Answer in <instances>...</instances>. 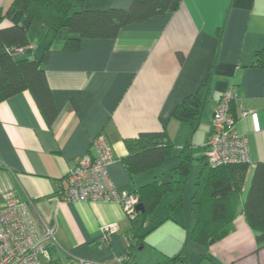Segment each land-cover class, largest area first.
Segmentation results:
<instances>
[{
  "label": "crops",
  "instance_id": "obj_1",
  "mask_svg": "<svg viewBox=\"0 0 264 264\" xmlns=\"http://www.w3.org/2000/svg\"><path fill=\"white\" fill-rule=\"evenodd\" d=\"M10 2L0 0V26L9 23L1 16ZM130 2L75 0L72 9L125 8ZM34 22L27 31L31 50L25 55L40 58L43 27ZM63 38L56 36L42 63L52 119L44 117L29 90L0 101V195L11 191L27 201L52 229L48 249L53 263L264 264V243L256 240L242 208L253 166L264 161V66L256 63L255 55L264 44V0H179L163 12L122 26L114 37H83L76 50L63 49ZM200 86L203 105L192 128L171 112ZM229 88L236 94L235 125L247 138L250 161L231 219L217 238L202 240L192 196L212 113ZM161 129L173 144L171 153L159 165L129 173L123 139ZM98 133L113 148L106 165L110 179L119 190L136 194L147 184L176 178L172 168L188 142L191 171L170 217L167 192L162 195L167 196L164 212L150 221L161 197L137 234L118 202L56 200L57 179L76 156L94 154L91 140ZM166 171L169 178L163 179ZM110 225L113 230L103 238V226Z\"/></svg>",
  "mask_w": 264,
  "mask_h": 264
},
{
  "label": "trees",
  "instance_id": "obj_2",
  "mask_svg": "<svg viewBox=\"0 0 264 264\" xmlns=\"http://www.w3.org/2000/svg\"><path fill=\"white\" fill-rule=\"evenodd\" d=\"M74 1L11 0L1 16L6 17L9 23L0 26V101L18 91L29 90L44 117L50 121L54 108L42 63L58 34L64 35L63 49L76 50L83 37H114L122 26L163 12L179 0H131L125 8L103 9H72ZM33 21L43 27L45 48L40 58L25 55L31 50L27 31ZM255 55L256 63L264 66V44L256 50ZM203 88L200 86L184 97L175 105L171 115L194 128L203 105ZM123 141L127 149L123 161L129 173L161 164L173 149L165 129L140 131L135 136L125 137ZM179 157L178 164L172 168L176 178L172 177L167 182H152L138 192V202L143 203L145 210L136 211L129 217L134 234L144 229L145 217L154 211L165 192L168 193L167 217L181 201L191 171L188 142L181 147ZM201 161L192 196L199 208L195 228H199L198 234L202 240L215 239L231 219L248 163L209 165L205 155ZM242 208L248 224L255 230L256 240L264 243V161H257L253 166ZM157 223L159 220L154 221V225ZM48 264H53L52 258Z\"/></svg>",
  "mask_w": 264,
  "mask_h": 264
},
{
  "label": "built area",
  "instance_id": "obj_3",
  "mask_svg": "<svg viewBox=\"0 0 264 264\" xmlns=\"http://www.w3.org/2000/svg\"><path fill=\"white\" fill-rule=\"evenodd\" d=\"M235 92L229 88L219 97L212 113L206 137L205 158L209 165L249 162L250 151L245 135L236 129L232 103ZM94 154L75 157L73 166L56 181V200H113L127 217L137 210L135 192L119 190L108 175L106 165L113 159V148L103 133L91 140ZM136 203H133V201ZM114 226H103L106 238ZM52 229L32 212L29 203L15 198L11 191L0 195V264H48V243Z\"/></svg>",
  "mask_w": 264,
  "mask_h": 264
},
{
  "label": "rangeland",
  "instance_id": "obj_4",
  "mask_svg": "<svg viewBox=\"0 0 264 264\" xmlns=\"http://www.w3.org/2000/svg\"><path fill=\"white\" fill-rule=\"evenodd\" d=\"M36 22V24L38 23L37 21H35ZM34 22V23H35ZM33 23V24H34ZM31 31V29L29 30V32ZM32 35H33V32L31 33ZM31 35V36H32ZM34 36H36V34H34ZM173 156L174 155H170L168 158H167V160L169 161L171 158L173 159ZM170 158V159H169ZM167 161V162H168ZM167 164V163H166ZM166 166V165H165ZM167 178H169V171H166V175L164 176V178L163 179H167ZM166 195H164L163 197H162V199H161V201H160V203L157 205V207H156V210H155V213L154 214H151L150 215V221H152V219H156L157 218V215H158V213H163L164 212V206H163V204H164V202L166 203ZM163 210V212H161ZM51 250V249H50ZM136 252H138V251H136ZM52 253H53V251H52Z\"/></svg>",
  "mask_w": 264,
  "mask_h": 264
},
{
  "label": "water",
  "instance_id": "obj_5",
  "mask_svg": "<svg viewBox=\"0 0 264 264\" xmlns=\"http://www.w3.org/2000/svg\"><path fill=\"white\" fill-rule=\"evenodd\" d=\"M135 210H137V211H144L145 210V208H144V205H143V203L142 202H137L136 203V205H135ZM54 264V263H53Z\"/></svg>",
  "mask_w": 264,
  "mask_h": 264
},
{
  "label": "clouds",
  "instance_id": "obj_6",
  "mask_svg": "<svg viewBox=\"0 0 264 264\" xmlns=\"http://www.w3.org/2000/svg\"><path fill=\"white\" fill-rule=\"evenodd\" d=\"M133 203H136V201L134 200Z\"/></svg>",
  "mask_w": 264,
  "mask_h": 264
}]
</instances>
